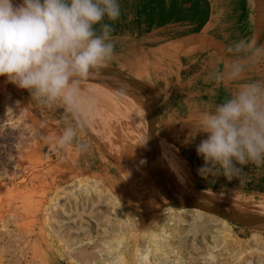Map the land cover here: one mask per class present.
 <instances>
[{
	"label": "rangeland",
	"instance_id": "1",
	"mask_svg": "<svg viewBox=\"0 0 264 264\" xmlns=\"http://www.w3.org/2000/svg\"><path fill=\"white\" fill-rule=\"evenodd\" d=\"M13 2L19 5L22 0ZM186 3L195 17L205 3L208 15L214 11V28L223 27L230 38L222 42L217 54H199L197 71L179 84L162 87V93L161 87L151 85L155 89L151 93L160 98L156 138L172 166L177 165L197 190L250 207L264 205V166H245L247 175L242 183L228 182L223 176L204 180L197 173L204 161L196 152L206 138L199 133L201 113L230 96L239 83L264 80V49L258 54L259 62L241 81L217 84L208 78L210 72L231 63L224 52L226 45L248 38L256 40L258 47L264 46V0H182L181 4ZM154 40L143 38V48ZM170 40L157 38L158 44ZM159 74L162 77V72ZM85 91L86 95L93 93L87 88ZM125 91L120 94L130 97L129 89ZM7 93L14 103L10 117L23 127L24 173L20 179L0 185V264H264V231L196 209L174 208L199 211L202 219L193 213L169 214L160 207L158 198L169 201L163 193L170 187L161 180L157 166L142 156V146L127 140L125 115L129 108L123 110L122 117L117 114L120 109L112 114L106 111L98 132L91 133L88 126L78 129V139L88 145L87 151L74 146L55 150V140L63 129L69 123H78L75 117L62 105L47 107L31 100L28 91L6 77H0V111ZM94 103L101 113L106 108L100 97ZM129 103L138 105L147 119L140 102L133 99ZM145 125L136 123L139 135L146 131ZM152 170L157 172V186L149 179ZM191 181L188 189L192 188ZM87 183L90 190L106 194L102 199L94 198L96 193L80 187ZM110 185L120 188L121 193H114ZM108 198L113 201L112 207L107 205ZM214 218L230 228L234 240H222L209 221ZM151 234L159 247L151 244Z\"/></svg>",
	"mask_w": 264,
	"mask_h": 264
},
{
	"label": "clouds",
	"instance_id": "2",
	"mask_svg": "<svg viewBox=\"0 0 264 264\" xmlns=\"http://www.w3.org/2000/svg\"><path fill=\"white\" fill-rule=\"evenodd\" d=\"M122 14L119 0H0V77L30 94L31 100L62 105L78 123H69L55 140V150L76 147L78 129L86 127L83 80L112 61L113 22ZM264 46L254 39L233 41L224 48L231 63L209 73L217 84L241 81ZM206 135L196 147L204 179L223 176L241 183L245 166H264V80L239 83L237 89L200 118Z\"/></svg>",
	"mask_w": 264,
	"mask_h": 264
},
{
	"label": "crops",
	"instance_id": "3",
	"mask_svg": "<svg viewBox=\"0 0 264 264\" xmlns=\"http://www.w3.org/2000/svg\"><path fill=\"white\" fill-rule=\"evenodd\" d=\"M119 3L122 14L119 20L113 22L116 55L108 66L129 73L132 78L148 84L151 92H155L151 85L161 87L160 91L164 92L162 87L179 84L181 80L192 76L198 69V55H207L209 52L217 54L222 42L225 43L230 38L223 27L214 28V11L208 15L205 3L202 4L199 17H195L189 3L181 4L182 0H119ZM151 27L154 29L153 33H150ZM147 37L155 40L148 48H143L142 40ZM157 38L171 40L158 44ZM156 71H160V74L162 72V77H158L159 73ZM130 96L116 110L120 109L117 114L121 117L123 110L129 108L130 101L133 102L134 99L140 102L132 93ZM125 116H128L127 112ZM191 183L196 188V184ZM109 187L117 195L121 193L117 186Z\"/></svg>",
	"mask_w": 264,
	"mask_h": 264
},
{
	"label": "water",
	"instance_id": "4",
	"mask_svg": "<svg viewBox=\"0 0 264 264\" xmlns=\"http://www.w3.org/2000/svg\"><path fill=\"white\" fill-rule=\"evenodd\" d=\"M94 83H105L129 89V92L139 99L141 106L145 109L147 117L146 135L149 140L148 150L144 149L147 154L146 160H149V163L157 166L159 171L162 173L161 180L165 181L170 187V189H166V192L163 193L164 196L170 200L167 203L163 202L160 207L178 206L182 208L198 209L205 213L219 216L239 226L255 231H264L263 207L245 206L231 200L233 204H238L242 206L243 209L233 208V204L201 192L191 183L194 190L200 195L199 199L194 197L190 193L187 186H184L181 183L179 180L180 176L177 175V172L172 169L166 158L163 156L158 140L156 139L154 127L160 98L151 93L152 90L148 84L132 78L131 76L121 72V70L111 66H104L99 70L94 69L93 74L83 80L82 86ZM153 144L155 146H153ZM152 148H154V150Z\"/></svg>",
	"mask_w": 264,
	"mask_h": 264
},
{
	"label": "bare ground",
	"instance_id": "5",
	"mask_svg": "<svg viewBox=\"0 0 264 264\" xmlns=\"http://www.w3.org/2000/svg\"><path fill=\"white\" fill-rule=\"evenodd\" d=\"M259 40V39H258ZM260 41V40H259ZM257 46H258V42H257ZM123 73H125V74H127V75H129V76H131V77H133L132 75H130L129 73H126V72H124V71H122ZM85 85H88V84H85ZM88 89V90H91L92 91V89H93V93H89V94H87L86 95V91H85V89ZM86 88H84V87H82V89H83V95L86 97V98H90V100H91V102L89 103L92 107H88L89 105L87 104L86 106H84V109H83V115H84V117H85V119H86V121H87V124H86V127L88 126V130L91 132V133H95V131H97L99 128H100V126H102V121H103V118H104V116H105V113H106V111H110L111 112V114L113 113V112H115L121 105H123L124 103H126L129 99H130V97H125V95H120V91H122V92H125V93H127L126 91H125V89H123L122 87H117L116 88V86H112V85H108V84H105V83H99L98 85H96V84H89V87H86ZM116 89V90H115ZM124 90V91H123ZM115 91V92H114ZM84 92H86V93H84ZM114 92V93H113ZM113 93V94H112ZM128 93H129V91H128ZM95 94V95H94ZM108 94H111V95H108ZM108 95V96H107ZM94 96H96L95 97V99H94ZM107 96V97H106ZM98 97H100L101 98V100H102V102H105V105L104 106H106V101H107V106H106V108H103L102 109V113L101 112H99V110H97L96 108H98V107H96V104L94 103L95 101H97V98ZM13 102H12V100H11V98H10V94L9 93H7V94H5V96H4V98H3V105H2V107H1V111H0V118H2V119H7L9 122H16V125H21L20 123H18L16 120H14V119H12L11 117H10V114L12 113V112H14L13 111V109H14V106H13ZM93 104V105H92ZM129 104V105H128ZM127 105L129 106V109H128V117H127V120H126V132L128 133L127 134V140L129 139L130 141H131V143H133L134 141H135V143H134V145L135 146H142V156L143 157H145L146 158V152H145V150L144 149H146V150H148V148H149V140H148V138H147V135H146V131L142 134V135H139L140 133V130H138L137 129V127H136V123L137 124H143V125H145L146 123L144 122V121H147V119H145V116H143V113H142V110H141V108L138 106V105H132L131 103H128ZM94 106V107H93ZM144 121H143V120ZM20 121V120H19ZM92 124H93V126H92ZM146 126V125H145ZM97 129H96V128ZM138 128H139V126H138ZM84 129V128H83ZM96 129V130H95ZM145 129H146V127H145ZM98 132V131H97ZM88 134V133H87ZM103 134H100L99 135V137H101ZM89 136V135H88ZM90 137V136H89ZM125 139V138H124ZM157 139V138H156ZM158 140V139H157ZM90 141H92V140H90ZM94 141V140H93ZM93 141H92V143H93ZM130 143V142H129ZM158 144H159V146L161 145L160 144V142H159V140H158ZM21 146H20V148H21V151H22V147H23V143H21L20 144ZM96 146V145H95ZM133 146V145H132ZM153 146H155L154 144H153ZM24 148V147H23ZM98 148V147H97ZM99 149V148H98ZM153 150H154V148H152ZM134 150V149H133ZM129 151V153H131L130 152V150H128ZM127 151V152H128ZM24 152V151H23ZM161 152H162V154H163V156L166 158V160L168 161V163L170 164V166L172 167V169H174L175 170V172H177V175H179L180 176V178H179V180L181 181V183L184 185V186H187V183H190V179H189V177L188 176H185V174L183 173V172H181V170H179L180 168L177 166V165H175V167L174 166H172V164L170 163L171 162V160H170V158L164 153V151H162L161 150ZM117 153V152H116ZM138 153V152H137ZM148 153V152H147ZM150 153V152H149ZM120 161V160H119ZM157 168V167H156ZM179 168V169H178ZM18 166L16 165L15 166V171H16V173L12 176V177H10V179H13V177H16V176H19V175H21L22 173H20L19 171H18ZM157 170H158V172H160L159 173V176H161L162 177V173H161V171H159V169L157 168ZM149 172V171H148ZM150 177H149V179H150V182L152 183V185L153 186H157V184H158V182H157V180H158V176H157V172L155 171V170H152L150 173ZM151 176H152V178H151ZM85 177V176H84ZM88 178V177H87ZM86 178V179H87ZM9 179V180H10ZM2 183H9V182H2ZM155 183V184H154ZM0 185H2L1 184V178H0ZM4 185V184H3ZM91 185V184H90ZM90 185H89V183H87V184H84V185H82L81 184V188H87V190L89 191V192H92L93 190H90ZM88 186V187H87ZM83 188V189H84ZM94 188H96V187H94ZM188 188V187H187ZM93 189V188H92ZM97 189V188H96ZM106 189V188H105ZM109 190V189H108ZM108 190H107V193H108ZM189 191H190V193L194 196V197H196V198H199L200 199V195L194 190V188L192 187V188H190L189 189ZM94 193H96V195L94 196V198H96V199H102V195H105L106 194V191H102V192H97V191H93ZM92 192V193H93ZM210 195V194H209ZM109 196H110V194H109ZM115 197V196H114ZM113 197V198H114ZM213 197V196H212ZM215 197V196H214ZM222 197V196H221ZM86 199H88V197L86 196L85 197ZM219 198V197H218ZM75 197H74V199H73V202L75 201ZM159 200H160V203L162 204L163 202H168V201H165V199H162V198H158ZM223 199V198H222ZM252 199V198H251ZM223 200H225V201H227V202H229V203H231V204H233L232 202H231V200L229 201V200H227V199H223ZM158 201V200H157ZM112 202L113 201H111L109 198H108V200H107V205L108 206H110V207H112ZM117 202V201H116ZM117 204V203H116ZM150 204V203H149ZM159 206V205H158ZM245 206H247V205H245ZM259 206H261V207H263L264 208V205H259ZM62 206L61 205H59V207L58 208H61ZM175 207H165V208H163V210L164 211H166L167 213H176V212H180V213H183V214H191V213H193L194 215H196L199 219H202L203 218V216L201 215V213L199 212V211H193V210H176V209H174ZM233 208H237V209H243L242 208V206H240V207H237V206H234V204H233ZM190 209H192V208H190ZM162 210V211H163ZM196 210H198V209H196ZM203 212V211H202ZM205 213V212H204ZM207 214H210V213H207ZM213 215V214H212ZM219 217V216H218ZM221 218V217H220ZM223 219V218H222ZM225 220V219H224ZM209 221H211L212 223H214L215 224V226H216V228H217V231L219 232V234H220V236H221V238H222V240L225 242V243H227L228 241H230V240H234L235 238H234V235H233V233H232V231L230 230V228L222 221V220H220V219H217V218H214V219H210ZM216 230V229H215ZM150 242H151V244H154V246H156V247H159L158 246V242H157V239H156V236L154 235V234H151V236H150ZM155 247V248H156ZM158 249V248H157Z\"/></svg>",
	"mask_w": 264,
	"mask_h": 264
},
{
	"label": "built area",
	"instance_id": "6",
	"mask_svg": "<svg viewBox=\"0 0 264 264\" xmlns=\"http://www.w3.org/2000/svg\"><path fill=\"white\" fill-rule=\"evenodd\" d=\"M23 131L21 125H16V122H9L7 119L0 118V178L2 182L12 183L23 176V162L21 160L22 143L21 134ZM18 166V171L22 173L19 176L10 179L16 171L15 166ZM10 179V180H9Z\"/></svg>",
	"mask_w": 264,
	"mask_h": 264
}]
</instances>
